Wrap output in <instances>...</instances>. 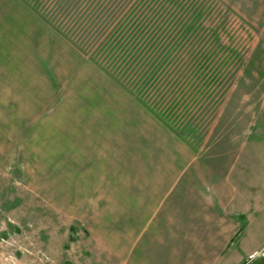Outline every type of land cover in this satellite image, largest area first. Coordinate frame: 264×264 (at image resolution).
<instances>
[{"label": "rangeland", "instance_id": "1", "mask_svg": "<svg viewBox=\"0 0 264 264\" xmlns=\"http://www.w3.org/2000/svg\"><path fill=\"white\" fill-rule=\"evenodd\" d=\"M196 1L202 33L163 92L195 97L203 52L220 82L188 105L185 141L144 125L37 13L0 0V264H264V0ZM191 163L194 178L166 172Z\"/></svg>", "mask_w": 264, "mask_h": 264}, {"label": "trees", "instance_id": "2", "mask_svg": "<svg viewBox=\"0 0 264 264\" xmlns=\"http://www.w3.org/2000/svg\"><path fill=\"white\" fill-rule=\"evenodd\" d=\"M18 1L172 134L185 141V134H192L183 123L188 105L199 102L206 89L220 82V73L210 74L213 55L203 52L197 57L194 71L198 77L203 73L204 84L194 89L196 96L188 102L184 90L170 98L163 90L177 84L174 72H169L174 58L202 33L196 0H51L48 6L44 0Z\"/></svg>", "mask_w": 264, "mask_h": 264}, {"label": "crops", "instance_id": "3", "mask_svg": "<svg viewBox=\"0 0 264 264\" xmlns=\"http://www.w3.org/2000/svg\"><path fill=\"white\" fill-rule=\"evenodd\" d=\"M115 87H118V86H116L115 85ZM119 88V87H118ZM122 92H124L128 97H129V100H130V103L134 106V109H135V111H137L138 112V114L140 115V116H142L145 120H146V122H145V124L142 122L141 124H140V128H142L143 129V124L144 125H146V124H149V127L150 128H155L156 126L157 127H159V125H161L162 127H164L166 130H168L170 133H171V131L167 128V127H165L160 121H158L154 116H152L147 110H145L140 104H138L133 98H131L125 91H123L121 88H119ZM147 120H149V123H147ZM156 125V126H155ZM149 127H147V128H149ZM147 130H145V132H146ZM145 135H146V133H145ZM150 135H151V137H152V140H154V141H156V140H158L157 139V136H159V135H154V134H152V133H150ZM159 138L161 139V137L159 136ZM137 139H140V140H142V138L141 137H138ZM130 141V139L129 138H127L126 140H125V142H129ZM121 142H123V141H121ZM99 143H100V152H93V154L95 155V156H98V157H102L103 158V154H102V150L103 151H108V148H109V143H108V139L106 138L104 141H99ZM94 146H95V144H93ZM124 147H131V145H130V143H127V144H125L124 145ZM138 147V146H137ZM105 153V152H104ZM186 153V152H185ZM92 154V155H93ZM155 154H152V156H154ZM94 157V156H93ZM95 158V157H94ZM173 169L175 170V174H182V173H185L186 171H188L189 172V174H188V176L187 177H190L191 175H193V178L195 177V175H196V172H197V170H196V166L195 165H193V163H191V164H188V166H184V167H181V168H169L168 170H170V171H166L167 173H171V171H173ZM161 172H165L164 171V168H162L161 169ZM179 174H178V177H179ZM183 176V175H182ZM141 178V177H140ZM183 178H186V176H184ZM142 179V178H141ZM140 179V180H141ZM180 179V178H179ZM179 179L178 180H176L177 182L179 181ZM169 180V179H168ZM150 181H152V180H150ZM152 182H154V181H152ZM155 183V188H156V190H155V192L152 194V192L150 191V196L152 197V195H154L155 194V196H157V194H158V191H157V188H159L158 186H157V183L156 182H154ZM161 189H162V187L164 186V184H163V176L161 177ZM168 187V186H167ZM167 187L165 188V189H167ZM164 189V190H165ZM163 190V191H164ZM147 194H149L148 192H147ZM259 207L257 206V209H258ZM206 218V219H205ZM180 219H182V220H185V219H190V217H183V218H180V217H178L176 220H180ZM211 219H214L213 217H204L203 216V220H211ZM261 247H262V245H261Z\"/></svg>", "mask_w": 264, "mask_h": 264}]
</instances>
